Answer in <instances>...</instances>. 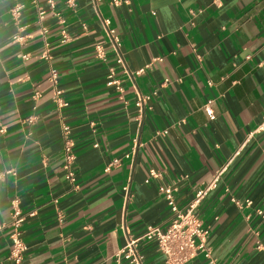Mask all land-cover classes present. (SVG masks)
Returning a JSON list of instances; mask_svg holds the SVG:
<instances>
[{
    "label": "crops",
    "instance_id": "obj_1",
    "mask_svg": "<svg viewBox=\"0 0 264 264\" xmlns=\"http://www.w3.org/2000/svg\"><path fill=\"white\" fill-rule=\"evenodd\" d=\"M53 1L0 0V264H13L14 200L26 215L21 264H118L127 233L168 225L161 185L185 209L219 173L196 208L205 246L216 264H264V0H132L130 12L112 0ZM105 20L132 77L115 62ZM112 69L121 95L106 84ZM137 95L148 97L141 120ZM139 252L143 264H165L153 241ZM187 264L210 263L200 253Z\"/></svg>",
    "mask_w": 264,
    "mask_h": 264
},
{
    "label": "built area",
    "instance_id": "obj_2",
    "mask_svg": "<svg viewBox=\"0 0 264 264\" xmlns=\"http://www.w3.org/2000/svg\"><path fill=\"white\" fill-rule=\"evenodd\" d=\"M50 9L54 8L53 0H46ZM222 0H214L216 6L221 5ZM67 5L73 7L75 4L74 0H66ZM114 6L123 5L130 12L132 10V0H112ZM22 5H15L11 10L12 15L18 17L20 11L22 10ZM45 16V11L42 8H38V19H43ZM59 22L62 24L63 21L60 19ZM109 21H103L104 28L106 30L109 42L117 54L116 64L121 66L122 73L132 77V73L128 70L125 65L123 56L120 53V39L116 32L109 28ZM42 32L45 33L46 29L43 28ZM62 33V42L68 40V36L64 30ZM97 57L102 61H105V54L100 47H96ZM43 57L49 58L47 53L43 54ZM139 74V73H136ZM51 80L56 83L57 74L54 70L50 74ZM106 84L108 86H113L115 90L121 95L123 91L122 81L116 76L114 70H110ZM62 92L55 89L52 96L54 104L58 108H63L68 105V103L62 99ZM148 97H142L137 95L135 106L138 111V118L141 120L144 116L145 104ZM204 110L210 119L214 118L213 111L208 104L204 106ZM259 129H264V119L261 123ZM62 132L65 138L64 143V171L65 177L70 182H75V174L72 170V165L75 160V153L73 151V144L70 138V127L66 124L62 125ZM97 147V143L95 144ZM126 157H129L126 155ZM119 165V160H112L106 167L105 171H108L110 167ZM220 174V173H219ZM215 179L206 186L199 188L190 201L188 207L181 209L178 207L174 198V189L166 185H161L159 187V193L164 197L170 211L171 218L166 227H149L146 232L139 237H132L128 233L126 235V244L117 254L116 262L119 264L122 260L126 261L127 264H143L142 258L139 252V246L143 241H153L156 243L158 251L164 256L165 264H187L190 260L196 257L198 254H203V256L209 260L210 264H216L210 255L209 250L206 248V239L208 230L202 219L196 215V208L202 199L208 194L210 190L215 188L218 175ZM151 177H158V173L151 171ZM247 204H250L249 202ZM261 214V213H259ZM28 215H32L29 213ZM264 218V215H262ZM26 219L25 213H23L19 207L16 200L12 201V209L10 222L8 224L10 233L9 239L11 241V248L9 251L8 259L12 261L13 264H21L23 256L27 250L26 244L22 238V224Z\"/></svg>",
    "mask_w": 264,
    "mask_h": 264
}]
</instances>
